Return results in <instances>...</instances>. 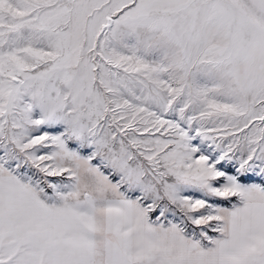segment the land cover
Masks as SVG:
<instances>
[{
  "label": "snow or ice",
  "instance_id": "obj_1",
  "mask_svg": "<svg viewBox=\"0 0 264 264\" xmlns=\"http://www.w3.org/2000/svg\"><path fill=\"white\" fill-rule=\"evenodd\" d=\"M0 264H264V0H0Z\"/></svg>",
  "mask_w": 264,
  "mask_h": 264
}]
</instances>
